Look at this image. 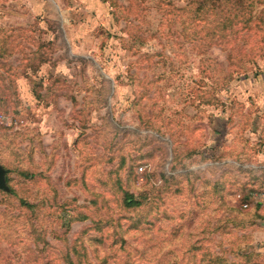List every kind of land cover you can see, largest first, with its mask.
<instances>
[{
    "label": "rangeland",
    "instance_id": "374dc122",
    "mask_svg": "<svg viewBox=\"0 0 264 264\" xmlns=\"http://www.w3.org/2000/svg\"><path fill=\"white\" fill-rule=\"evenodd\" d=\"M57 1L44 0L46 10L29 14L25 30L14 33L11 45L18 46L16 50L31 56L37 48L45 61L37 71L28 67L15 80V96L10 100L15 99L13 107L20 117L9 114L4 119L7 129H0V160L12 163L14 153L23 151L25 165L50 178L48 198L55 192L59 201L75 198V205L86 206L81 212L89 213L93 210L90 192H97L109 200V214L123 217L125 228L130 221L124 217L145 218L147 205L126 213L117 208L111 191H104L101 182L119 167L122 155L125 163L119 174L126 178L133 162L138 178L133 190L145 192L147 203L155 204L159 213L152 224L139 226L145 229L142 236L131 230L134 246L146 242L155 252L169 240L154 257L158 264H173L177 258L179 264H187L188 253L182 248L187 244L196 248L191 264H199L202 257H207L203 264H209V258L245 264L243 254H251L247 264H264V204L241 210L238 201L242 183L264 192L257 177L264 173V33H239L234 45L250 53L251 60L245 63V73L237 72L226 85H218L234 45H211L205 53H197L203 47L187 42L180 22L171 26L168 13L167 3L183 8L189 0H115L114 7L108 5L112 0ZM262 7L253 3V14ZM4 28L0 27L1 37ZM242 55L235 53L230 59L231 73L237 64H244L247 57ZM21 57V52H15L9 62L16 66ZM105 78L112 82L107 104L101 102L106 96L101 90ZM204 91L213 93L217 102L201 103ZM146 124L151 127L144 129ZM169 134L176 162L180 158L192 174L190 179L179 175L180 182L158 198L155 188L162 185V168L178 174L181 166L167 163ZM194 147L204 152V160L197 154L184 155ZM240 164L251 172H242ZM174 165L177 169L170 171ZM223 172H228V178L221 177ZM8 177L23 180L15 173ZM218 180L231 188V196L223 199L231 213L216 230L228 210L215 192ZM38 215L39 221L31 222L37 230L47 228L45 250L38 251L42 243L36 248L24 218L19 227L3 223L0 264H36L24 251L27 246L46 262L63 244L59 235L71 241L90 224V219L69 221L68 215L58 220L55 207L48 205ZM60 223L64 224L61 230ZM10 239H16L15 244L10 245ZM117 256L122 257L121 252ZM132 260L134 264L144 261L138 256Z\"/></svg>",
    "mask_w": 264,
    "mask_h": 264
},
{
    "label": "trees",
    "instance_id": "16d2710c",
    "mask_svg": "<svg viewBox=\"0 0 264 264\" xmlns=\"http://www.w3.org/2000/svg\"><path fill=\"white\" fill-rule=\"evenodd\" d=\"M103 1L108 2V0ZM161 2L162 1L159 3ZM262 2L264 3V0H189L183 8L175 7L172 3H167V5L170 6L168 13L171 16V26L179 21L182 26L181 32L187 42L196 43L194 47H203L199 48L197 51V53L203 54L211 45L220 46L222 44L228 45L230 43L231 45H234L242 30L264 33V7L260 9L258 14H253V3L260 5ZM115 3L116 1L112 0L108 5L114 7ZM232 9L234 12H232ZM229 10H231V13H229ZM126 28H129V26H126ZM135 39L140 40L141 38L135 37ZM9 44V37L0 38V116H5V118L9 114L20 117L18 108L13 107L15 99L10 100L12 96L13 98L15 96L14 87L16 78L20 74L24 75L25 70L28 67L32 72L37 71L38 67L45 61L44 53H40L37 48L32 52L31 56H27V53H24V51L16 50L18 46L15 47L11 45L12 47H9ZM234 47L231 48L227 54L228 63L226 71L222 75L224 80L223 82H218V85H226L237 72H246L245 63L251 60L250 53L239 51L235 45ZM15 52L22 53L20 62L16 66L9 62ZM239 52L243 54L242 57H247V59L244 61V64H242V62L237 64L235 70L231 73L230 59L234 57L235 53L238 54ZM37 55L38 57L36 58ZM261 57L263 58L264 55L261 54ZM101 90L106 94L101 102L107 104V97L112 90V82L106 78L103 79V88ZM202 98L203 100L200 102L204 105H211L214 102H217L211 92L204 91L202 93ZM138 101H141L140 98L137 102ZM10 106L13 108L10 109ZM241 116L243 118L245 117L243 114H241ZM107 120L110 125L114 126V128H118V125H113L112 118H108ZM3 125L4 120L0 118V129H7ZM150 127V124H146L144 129ZM243 129L244 127H242V130ZM127 131L137 134L135 129H127ZM173 140V136L169 134L168 142L170 144V150L166 152V156L170 154L168 156L170 157V161L167 163L170 165L172 162L181 164L179 168L180 171L178 174H172L167 171V169L162 168V172L160 173L162 185L157 189L155 188V190L159 192V194H157L158 198L162 197L163 194H166L171 186L177 185V183L180 182L179 175L183 178L190 179L192 174V170L188 169V166L183 164L180 158L179 162H176V149L172 145ZM192 143L193 142H190V145H192ZM23 154V151H20V153L15 152L12 163H4L0 160V165L5 170V182L7 186V190L0 188V205H4L3 208H0L1 227H3V223L4 225L11 223L16 227H19L23 223L21 218H24L26 225H28L30 229V235L34 236L33 241L36 243V248L39 243H42V246L38 251L43 252L45 250L44 246H47V241L45 239V231L47 228L45 227L44 230H37L36 224L31 222V220L39 221L40 216L38 214L40 208L45 207L46 205H48L49 208L55 207L58 220L65 219V216L67 215L69 221L90 219V224L87 227L82 228L73 240L68 241V238H64V234H61L62 236L59 235L58 238L63 241V244H61V247L56 250L55 256L51 258L50 256H47L48 259L46 262H43V258L38 256L29 246H27L24 251L28 253V257H32V261H35L36 264H119L120 262H122V264H134L132 257L138 256V258L144 260L143 264L160 263V261L154 259V257H157L158 254L164 250L169 240H167V242L164 241V244L154 252V248L152 249V246H148L146 242H143L142 245L140 244L141 247L139 245L134 246L130 238L131 236L129 235L131 230L135 229L134 231L136 232L134 234L142 236L143 230L145 229L139 228V226L152 224L158 219L159 215L156 205L151 202L147 203V194L140 190L137 192L135 191L137 188L134 187V184L138 178L134 174L133 162L129 164L127 177L124 178L119 174L120 168L125 163V157L121 155L119 167L116 170H111L108 173L107 179L101 182L104 191H111V196L116 205H118L117 208L119 210L130 213L147 205L145 218L136 215L125 216L124 218L130 221V223L124 228L121 223L123 217H120L119 213L109 214V200L101 197V194L97 192H90V206L93 207V210L89 213L81 212L80 209L86 206L75 205V198L59 201L56 192L51 199L48 198L46 191H48V187L52 184L50 178L43 176L41 172H37L35 167L30 168L29 166H26ZM196 154L200 155L204 160V152L201 150L197 151L195 147L191 150L187 149L184 155L190 158ZM28 157L31 159V155H28ZM176 169L175 165L170 167V171H175ZM239 169L242 170V172H251V169L243 167L242 164H240ZM11 173L21 176L23 180L14 182L8 177ZM227 176L228 172H223L221 174L222 178L225 177L226 179L228 178ZM257 177L260 178L262 185H264V173H261V175ZM43 180L44 184L41 185L40 183ZM144 182V184H147L148 180L145 179ZM222 182H224V180H218L215 183L214 188L215 192L217 190V193L221 196L220 205L225 206L228 210L223 214L222 219L217 221L216 230L221 227L218 225L219 222H225L229 219V214L231 213V206H228L224 201L225 195L231 196V188L228 186L226 188V185ZM250 185L251 183L249 182L240 185V191L243 193L238 200L241 204V206H239L241 210L248 209L250 204H254L257 208L264 204V192L251 188ZM34 189H36L35 193L33 192ZM178 191L179 190H177V192ZM243 205L246 207H243ZM15 210L17 213L13 214ZM257 212L258 210H256V213ZM165 215L166 213L164 211L163 216ZM59 227L61 230L64 227V224L60 223ZM91 231L93 232L92 234H90ZM38 233L41 234L39 235ZM36 234L39 236L35 238ZM55 234L57 235L56 232ZM109 240H111V243L107 244ZM8 242L10 245H13L15 244L16 239H10ZM182 246V248H185V251L188 253V259L185 261H188L187 264L193 263V259L196 257V248L194 246H189V244L185 247L184 245ZM104 247L107 248V252L103 251ZM116 247L118 250L114 251L113 249H116ZM117 251L121 252L122 257L119 258L117 256ZM52 254L53 253H51V255ZM241 257L245 258L244 262L247 264L248 257H251V254H243ZM206 259L207 257H202L198 261L199 264H203ZM221 260L222 258H209L208 263L223 264ZM180 261L181 260L177 258L173 261V264H179Z\"/></svg>",
    "mask_w": 264,
    "mask_h": 264
},
{
    "label": "crops",
    "instance_id": "0c3cea01",
    "mask_svg": "<svg viewBox=\"0 0 264 264\" xmlns=\"http://www.w3.org/2000/svg\"><path fill=\"white\" fill-rule=\"evenodd\" d=\"M83 1L86 2V0ZM45 3L44 0H0V27H5L1 29L2 37H9V47H12L11 44H15L14 33H21L22 30H25L24 26H26L29 14L36 15L41 10H46ZM261 5L264 6V3L262 2Z\"/></svg>",
    "mask_w": 264,
    "mask_h": 264
},
{
    "label": "water",
    "instance_id": "95a60500",
    "mask_svg": "<svg viewBox=\"0 0 264 264\" xmlns=\"http://www.w3.org/2000/svg\"><path fill=\"white\" fill-rule=\"evenodd\" d=\"M0 188L3 190H7L6 182H5V170L0 165Z\"/></svg>",
    "mask_w": 264,
    "mask_h": 264
},
{
    "label": "built area",
    "instance_id": "2783aa9c",
    "mask_svg": "<svg viewBox=\"0 0 264 264\" xmlns=\"http://www.w3.org/2000/svg\"><path fill=\"white\" fill-rule=\"evenodd\" d=\"M0 118H1V119H3V120L5 119V117H4V116H0Z\"/></svg>",
    "mask_w": 264,
    "mask_h": 264
}]
</instances>
